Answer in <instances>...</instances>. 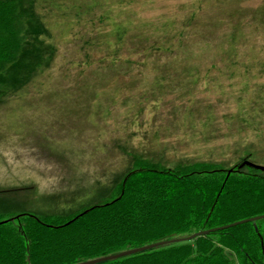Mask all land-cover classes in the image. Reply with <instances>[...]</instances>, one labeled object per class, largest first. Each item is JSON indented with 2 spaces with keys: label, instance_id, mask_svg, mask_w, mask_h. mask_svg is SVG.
I'll return each mask as SVG.
<instances>
[{
  "label": "trees",
  "instance_id": "obj_1",
  "mask_svg": "<svg viewBox=\"0 0 264 264\" xmlns=\"http://www.w3.org/2000/svg\"><path fill=\"white\" fill-rule=\"evenodd\" d=\"M242 1L92 0L86 18L72 25L79 56L63 67L66 74L74 70L73 84L97 88L100 107L109 110L117 102L127 109L145 98L157 105L184 85L182 98L203 81L223 78L228 83L215 88L217 100L231 104L248 97L243 113L222 114L229 121L223 136L252 126L264 142V0L249 14L237 15ZM156 2L161 4L154 8ZM87 5L78 0L79 11ZM115 6L123 10L125 22L111 18ZM204 13L212 14L208 23ZM215 24L219 31L210 30ZM25 32L18 1L0 0V74L18 60ZM140 83L144 86L135 87ZM4 88L0 83V93ZM212 104L199 107L189 97L176 108L183 114L214 111ZM137 106L133 104L134 112L144 110ZM216 119L214 115L211 123ZM217 163L178 161L159 169L135 159L137 167L123 173L110 200L78 203L61 214L0 220V264H77L106 256L109 248L133 249L207 230L212 231L189 241L96 264H264V217L216 229L263 216L264 171L241 163L224 170Z\"/></svg>",
  "mask_w": 264,
  "mask_h": 264
},
{
  "label": "rangeland",
  "instance_id": "obj_2",
  "mask_svg": "<svg viewBox=\"0 0 264 264\" xmlns=\"http://www.w3.org/2000/svg\"><path fill=\"white\" fill-rule=\"evenodd\" d=\"M17 1L25 19L26 40L16 63L0 74L5 85L0 93V220L22 214H61L78 203L110 200L123 173L137 167L135 159L159 169L190 160L219 162L224 170L242 161L264 166V142L252 126L223 136L229 121L222 114L229 117L248 108L247 95L231 104L221 96L217 100L220 92L215 88L228 83L223 78L203 81L195 93L182 98L179 92L184 85L178 87L157 105L151 98L138 99L136 108L144 107L138 112L132 109L133 102L127 109L119 102L111 110L100 107L101 98L95 96L98 89L73 84L74 70L66 74L67 66L63 67L79 56L72 25L86 18L92 0H86L88 5L81 11L78 0ZM262 3L243 0L237 15H247ZM160 4L156 2L154 8ZM133 9L141 14L138 6ZM111 10L113 20L126 21L118 6ZM211 15L202 14L203 22L208 23ZM215 26L210 30L219 31ZM212 39L217 42L218 36ZM211 76L212 72L206 75L208 81ZM189 97L199 107L213 103L214 111L194 109L183 114L176 107ZM153 108L157 111L152 115ZM214 115L217 123L212 124ZM218 132L222 133L213 134ZM122 250L109 248L105 253Z\"/></svg>",
  "mask_w": 264,
  "mask_h": 264
},
{
  "label": "water",
  "instance_id": "obj_3",
  "mask_svg": "<svg viewBox=\"0 0 264 264\" xmlns=\"http://www.w3.org/2000/svg\"><path fill=\"white\" fill-rule=\"evenodd\" d=\"M242 165H245V166L248 165V166H250V167H252V168H254L256 170H259L261 172L264 171V166L255 165V164L249 163L248 161L247 162L242 161L240 166H242ZM263 217H264V214H263V216L252 217V218H249V219L236 221L235 223H232V224L223 225V226H221L219 228H216V229H221V228H225V227H231V226H235V224H240V223H249V221H255V220H258V219H262ZM209 231H212V230L197 231V232H193V234H190V235H187V236H179V238L165 239L164 241L153 242V243H150L149 245H143V246H139V247H136V248H133V249H125V250H122L119 253L108 254V256L96 257V258L91 259V260L81 261L80 263H77V264H96V263L106 262L108 260L122 258V256L136 254L137 252H140V251L149 250L150 248L165 246L167 244L179 243V242H182V241H189V240H192L196 236L205 235Z\"/></svg>",
  "mask_w": 264,
  "mask_h": 264
}]
</instances>
